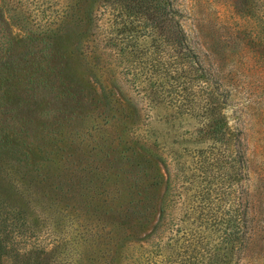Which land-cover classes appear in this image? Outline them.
Returning a JSON list of instances; mask_svg holds the SVG:
<instances>
[{
  "label": "trees",
  "instance_id": "trees-1",
  "mask_svg": "<svg viewBox=\"0 0 264 264\" xmlns=\"http://www.w3.org/2000/svg\"><path fill=\"white\" fill-rule=\"evenodd\" d=\"M66 1L61 0L62 22L67 18ZM241 2L247 10L243 20L253 17L249 34L255 50L261 52L264 13L255 14V0ZM73 11L74 50L97 84L103 105L120 110L122 100L132 108L133 119L123 125L124 148L116 164L109 165V175L119 178L95 181L92 177L97 171L88 170L75 180L73 168L68 174L60 166L55 169L64 175L46 180L51 173L25 170L18 147L10 141L28 135L27 128L15 124L25 123V116L16 119L10 114L5 122L10 133L0 132V182L18 204L25 201L27 217L20 223L25 222L27 231L20 230L18 238L27 241L23 246L18 238L8 243L15 228L0 233V264H236L239 251L251 242L254 254L259 253L264 238L250 236L255 231L251 232L253 218L247 207V183L256 173L255 148L243 144L241 131L228 125L225 109L230 89L202 64L173 1L73 0ZM2 22L1 18L0 95L15 68ZM247 43L248 38L242 48ZM104 50L113 53L106 55L117 60V73L136 88L145 103L142 110L151 112L144 127L137 124L135 105L114 84L108 62L100 61ZM29 90L26 88V97ZM80 92L81 88H74V96ZM160 106L165 109L162 113L156 111ZM186 115L199 122L190 135H207L210 142L191 147L167 143L160 149L152 122L172 124ZM31 137L44 139L36 133ZM129 143H137L145 159L159 160L165 175L157 216L137 237L130 229L134 221L144 224L149 220L156 203L152 190L162 175L156 174L149 160L138 157ZM48 152L55 153L57 148ZM104 170L107 168L101 173ZM256 175L255 189L262 193L264 177ZM19 207L14 209L16 214ZM42 235L49 242H43Z\"/></svg>",
  "mask_w": 264,
  "mask_h": 264
},
{
  "label": "rangeland",
  "instance_id": "rangeland-1",
  "mask_svg": "<svg viewBox=\"0 0 264 264\" xmlns=\"http://www.w3.org/2000/svg\"><path fill=\"white\" fill-rule=\"evenodd\" d=\"M172 1L179 12L180 24L188 40L196 48L202 64L230 89L227 97L229 105L225 109L228 125L236 126L241 131L243 144L251 150L255 148L253 170L262 173L264 177V50H255L254 40L249 34L254 28L253 17L243 20L247 15L246 7L241 2L244 0ZM39 2L40 0H0V19H3L2 27L10 46L7 51H10V58L15 66L11 71L8 87L0 95V132L10 133L5 124L10 114H14L16 119L25 116L22 119L25 123L15 124L27 128L28 135L12 139L9 135V139L18 147L20 164L25 165V170L51 173L46 180L64 175L57 173L55 169L60 166L68 174L73 168L71 173L75 180L88 170L97 171L92 177L95 181L118 179L119 176L109 175V165L116 164L124 148L123 125L133 119L132 108L122 100L123 107L120 110H110L109 106L103 105L97 84L84 71L74 50L73 0H67L64 4L67 13L64 22L60 18L61 0ZM255 4V14L264 13V0H255ZM247 38L248 43L242 48L241 44ZM222 44L225 46L221 47ZM104 52L100 61L108 62V72L114 84L135 105L139 115L137 124L142 123L140 127H144V123L150 121L151 112L142 110L145 109V103L140 99L136 88L133 89L117 73V60L113 61L111 56L106 55L109 50ZM109 53L113 55L112 52ZM50 82L54 83L52 87L49 86ZM43 83H46L45 86H42ZM26 88H30L28 97L25 95ZM74 88H81L76 96ZM114 96L117 97L116 94ZM74 99L80 101L76 104ZM156 111L162 113L165 109L160 106ZM152 124L158 131L157 145L163 150L167 143L173 147H191L204 146L211 140L203 134L190 135L199 122L189 115L173 120L172 124L162 121H153ZM34 133L40 134L44 139L32 138ZM129 144L138 157L152 163L156 174L162 175L159 184L152 190L156 203L149 220L144 224L134 221L133 228L130 229L132 236L137 237L148 230L157 216V204L163 193L165 175L159 160L145 159L138 150L137 143ZM53 146L57 148V152L49 153L48 150ZM140 163L142 164V160ZM103 168L107 170L101 173ZM256 173L247 183V207L253 218L249 226L251 232L255 231L250 236L264 238V186L262 193L260 190L256 191ZM19 202L18 204L9 193L5 183L0 182V233H5L7 228H15L14 234L8 236L9 244L19 237L20 230L27 231L25 222L20 223L27 217L25 201ZM17 206H20L19 213L23 215L20 218L19 213L14 211ZM37 222L38 218L35 223ZM41 237L43 242H49L45 235ZM18 240V244L27 241L23 238ZM261 244V250L256 255L252 242L244 250H240L236 264H264V239Z\"/></svg>",
  "mask_w": 264,
  "mask_h": 264
}]
</instances>
